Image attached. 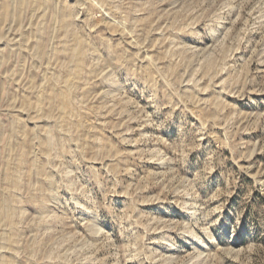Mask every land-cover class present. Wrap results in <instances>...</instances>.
I'll use <instances>...</instances> for the list:
<instances>
[{"label":"rangeland","instance_id":"obj_1","mask_svg":"<svg viewBox=\"0 0 264 264\" xmlns=\"http://www.w3.org/2000/svg\"><path fill=\"white\" fill-rule=\"evenodd\" d=\"M0 264H264V0H0Z\"/></svg>","mask_w":264,"mask_h":264}]
</instances>
